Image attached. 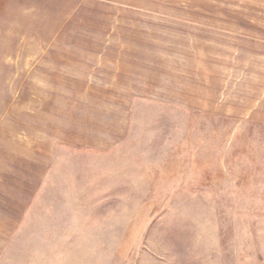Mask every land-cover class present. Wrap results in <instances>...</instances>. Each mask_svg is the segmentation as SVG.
I'll return each mask as SVG.
<instances>
[{
    "label": "rangeland",
    "instance_id": "obj_1",
    "mask_svg": "<svg viewBox=\"0 0 264 264\" xmlns=\"http://www.w3.org/2000/svg\"><path fill=\"white\" fill-rule=\"evenodd\" d=\"M0 264H264V0H0Z\"/></svg>",
    "mask_w": 264,
    "mask_h": 264
}]
</instances>
